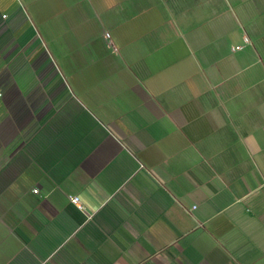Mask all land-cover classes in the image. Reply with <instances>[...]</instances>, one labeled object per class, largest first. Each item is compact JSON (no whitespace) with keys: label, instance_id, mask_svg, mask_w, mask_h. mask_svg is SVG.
Wrapping results in <instances>:
<instances>
[{"label":"crops","instance_id":"1","mask_svg":"<svg viewBox=\"0 0 264 264\" xmlns=\"http://www.w3.org/2000/svg\"><path fill=\"white\" fill-rule=\"evenodd\" d=\"M0 264H264V0H0Z\"/></svg>","mask_w":264,"mask_h":264},{"label":"built area","instance_id":"2","mask_svg":"<svg viewBox=\"0 0 264 264\" xmlns=\"http://www.w3.org/2000/svg\"><path fill=\"white\" fill-rule=\"evenodd\" d=\"M105 37L107 38V39H111V35H110V33H106L105 34ZM246 40H248L247 38H246ZM236 48H241V46H237ZM34 192H38V189H34ZM71 201L74 203V204H77V205H80V206H82V204H81V199H80V197L79 196H72L71 197Z\"/></svg>","mask_w":264,"mask_h":264}]
</instances>
